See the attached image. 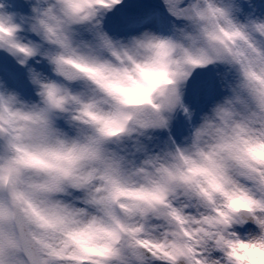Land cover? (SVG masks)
I'll return each instance as SVG.
<instances>
[{
  "label": "clouds",
  "instance_id": "1",
  "mask_svg": "<svg viewBox=\"0 0 264 264\" xmlns=\"http://www.w3.org/2000/svg\"><path fill=\"white\" fill-rule=\"evenodd\" d=\"M32 2L45 9L55 6L53 17L48 19L52 41L63 37L62 27L97 14L106 6V0ZM199 25L204 35L195 46L178 36L161 38L153 34L158 38L107 55L115 71L97 75L99 83L92 85L98 100L106 103H98L83 115L93 129V139L45 137L31 108L21 107L28 102L18 93H9L17 96L19 103L0 106V233L18 240L33 238L48 254L45 258L50 255L56 264H92L109 255L115 237H123L124 226L135 219L137 208L149 203L162 206L161 201L171 199L174 193H195L207 205L205 211L210 216L219 215L214 212L216 208L225 213L264 214V208L244 190L242 175L250 169L264 170V120L252 116L264 117V60L257 59L240 37L230 38L219 32L215 21L209 19ZM209 34L219 39L211 40ZM224 45L231 50L237 61L234 67L248 85L240 99L229 91L191 125L182 145L151 153V160L123 159L121 141L136 139L141 131H155L144 127L153 121L171 123L183 102L188 79L200 67L190 57L200 55L201 48L222 51ZM65 55L71 71L91 79V64L73 61L70 50ZM33 86L43 107L41 85ZM61 95L58 92L57 98ZM10 142L16 147H9ZM9 169L15 171L9 173ZM88 173L94 174L100 196L107 198L108 210H90L63 223L57 221L55 229L47 227L53 219L51 214L60 210L33 185L43 183L48 175ZM14 190L21 199H14ZM236 251L243 258L238 264H264V248L237 246Z\"/></svg>",
  "mask_w": 264,
  "mask_h": 264
},
{
  "label": "snow or ice",
  "instance_id": "2",
  "mask_svg": "<svg viewBox=\"0 0 264 264\" xmlns=\"http://www.w3.org/2000/svg\"><path fill=\"white\" fill-rule=\"evenodd\" d=\"M54 5L47 9L38 2L21 0L12 6L0 0V50L14 58L15 62L27 67L32 84L41 85L40 101L27 105L32 115L41 124L45 137L77 139L85 136L93 139V129L83 119V115L98 103L93 82L99 83L96 76L104 71H115L107 60V55H115L118 50H130L142 45L146 40L159 37H181L195 46L203 30L199 22L213 20L217 30L224 35L240 37L257 59L264 60V13L257 14L253 0H148L140 5L135 13L125 11V0H106L105 9L82 20L74 21L67 28H61L63 37L52 41V31L48 19L53 17ZM21 12H25L21 15ZM19 19L20 23H16ZM33 36L35 38H33ZM211 40H218L209 34ZM167 42V41H165ZM223 44V41H221ZM70 50L73 61L89 63L94 68L91 79L81 77L68 67L65 52ZM200 55L193 59L203 70L193 80L199 79L205 86L198 96L200 107L190 110L186 105V87L183 102L179 104L174 118L169 123L160 119L144 127L156 129L150 134L143 131L136 139L121 141V157L135 162L139 159L151 160V153L162 151L172 145H182L189 134L194 116L200 119L202 113L223 98L229 91L240 99L248 87L234 65L237 63L227 45L223 50L209 52L199 49ZM36 66H50L55 76L43 75ZM212 66L209 70V66ZM192 81L188 79L187 84ZM36 92V89H34ZM58 92L63 95L57 98ZM0 106L19 103V99L0 83ZM19 98L22 99L19 94ZM179 103V101H177ZM253 118L264 117L252 114ZM179 124V142L173 128ZM187 129V135L184 130ZM102 132V130H99ZM9 147L15 148L9 143ZM9 173L15 171L9 169ZM246 182L244 190L264 208V170L250 169L242 173ZM92 173L84 175L51 176L43 183L33 185L39 194L60 211L51 215L53 219L47 227L56 228V222L81 213L107 211V198L100 196L101 188L94 184ZM15 183V182H14ZM257 193H260L257 197ZM14 199L19 200L15 190ZM227 195V194H225ZM62 196L65 199L57 200ZM65 200L70 201L66 203ZM31 202V200H29ZM162 206L149 203L139 207L133 214L135 219L126 224L123 237L117 235L109 255L92 264H238L243 258L236 251L243 248H264V214L252 212L225 213L214 209L218 216H210L205 211L207 205L195 194L174 193L171 199L162 200ZM76 205H80L77 207ZM3 203L0 202V212ZM41 219L39 213H35ZM31 237L0 233V264H56L48 258Z\"/></svg>",
  "mask_w": 264,
  "mask_h": 264
},
{
  "label": "bare ground",
  "instance_id": "3",
  "mask_svg": "<svg viewBox=\"0 0 264 264\" xmlns=\"http://www.w3.org/2000/svg\"><path fill=\"white\" fill-rule=\"evenodd\" d=\"M261 4L260 0H253V3ZM16 23H20L19 19L16 20ZM33 38H35L33 36ZM0 58L8 63V69L9 71L3 73L4 80L2 83L5 85V87L8 88L10 92H15L21 95L22 100L28 102L29 99L32 103L38 102L39 98L36 95V92L34 91V86L31 83V80L28 78V72L26 66H21L17 64L9 54L5 53L3 50H0ZM13 64H12V63ZM6 67V64H5ZM33 67H36L38 71H41L43 75L53 77L50 75V66L44 65V66H36L33 65ZM210 67H212L210 65ZM197 81V80H196ZM205 86L201 83L200 80H198V84L196 88L192 89L189 88L186 90V106H190V110H198L200 107V103L198 100V96L201 94L202 89ZM194 122H198V118L194 116ZM173 132L176 134L174 135V138H177V142H179V134L181 133V127L179 124L176 125V127L173 128ZM184 135H187V129L183 132Z\"/></svg>",
  "mask_w": 264,
  "mask_h": 264
},
{
  "label": "rangeland",
  "instance_id": "4",
  "mask_svg": "<svg viewBox=\"0 0 264 264\" xmlns=\"http://www.w3.org/2000/svg\"><path fill=\"white\" fill-rule=\"evenodd\" d=\"M260 1H261V4H258V5H257V3L254 2V4L256 5V8H257V14L264 13V0H260ZM6 2L9 3V11L11 12L13 10L12 6L20 3L21 0H6ZM125 3L127 5V7L125 8V11L129 12V13H135L137 11L138 6L146 5L148 3V0H125ZM24 14H25V12H21V15H24ZM5 64H6V67H5ZM210 69H211V67L209 66V70ZM7 71H9L8 63L4 62L0 58V83H2V81L4 80L3 73L7 72ZM50 75L53 76L54 73L50 71ZM193 76H197V75H195V73H193ZM190 80L192 81V83L188 84L186 86V90L189 88H192V89L196 88L199 79H196L197 80L196 81V80H193L192 77H190Z\"/></svg>",
  "mask_w": 264,
  "mask_h": 264
},
{
  "label": "water",
  "instance_id": "5",
  "mask_svg": "<svg viewBox=\"0 0 264 264\" xmlns=\"http://www.w3.org/2000/svg\"><path fill=\"white\" fill-rule=\"evenodd\" d=\"M197 73H201L199 70H197Z\"/></svg>",
  "mask_w": 264,
  "mask_h": 264
}]
</instances>
